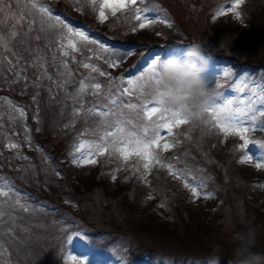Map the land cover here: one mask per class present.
I'll list each match as a JSON object with an SVG mask.
<instances>
[{"label":"rangeland","instance_id":"rangeland-1","mask_svg":"<svg viewBox=\"0 0 264 264\" xmlns=\"http://www.w3.org/2000/svg\"><path fill=\"white\" fill-rule=\"evenodd\" d=\"M262 1L254 0L256 7L248 6L249 18L248 14L244 15L241 11L246 7L245 0L239 9L241 19L237 20L229 7L234 0H187L188 4L182 0H138L135 6L129 4L127 9L118 11L116 16H112L111 10L105 8L107 19L100 23L98 16L102 0H95V4L92 0H73L77 9L85 12L82 16L77 14L80 17L78 23L60 14L57 11L59 6L52 0H36L38 4H46L52 8L54 14L59 15L65 23L85 31L90 39L97 41L96 44L78 43V51L72 52L69 49L70 54L64 56L60 44H66V41L60 39V30H50L45 24L42 31L39 15L30 8V0H0V23L3 24V30L6 29L0 31V74L5 75L11 71L15 81L29 82L30 85L44 83L52 91L59 92V98L64 96L72 104L71 110L64 109L61 116L66 115L63 123L57 121L53 127L60 132V137H68L66 147L60 154L62 159L59 164L68 179L63 180L62 173L55 172L57 180H61L60 183L66 186V190L72 189V192H61L60 198L65 201L64 210L49 212L34 197L12 186L14 194L10 193L11 199L0 197V201H4L0 205V211L4 213L0 218V245L7 250L0 257V264H73L68 258L69 255L77 256L76 264H80L81 259H84V264H205L215 244H220L223 248L220 264H229L232 259L234 233L248 228L256 234L255 251L264 252V168L255 167L258 162L256 159L252 163H240L244 153L241 151L243 142L238 137H225L218 129L205 122H189L174 128V136L162 140L161 145L173 140H178L179 143L168 151L161 148L154 149V152L162 163L170 164L173 171L184 174L182 178L175 177V180L169 179L173 175L166 167L157 165L152 166L146 181L140 179L145 174L144 161L135 155L124 161L119 153L110 149L104 155L90 157L96 160L95 164L78 167L72 163L73 154L68 153V146L75 140L79 141V145L81 142H98L101 134L120 119L125 121L127 129L140 131L143 123L140 116L123 108V104L129 101L138 103L136 97L121 96L116 91L128 79L138 76L139 66H146L145 62L148 61L145 56L149 55H144L140 48H122L120 44L136 41L139 31L157 32L155 37L160 38L163 43L189 44L188 42L199 38L210 53L231 57L222 61L221 66L210 65L208 79L218 95L216 101L234 99L237 95L234 90L241 83V77L251 76L252 80L248 82L251 87H257L264 82L261 75L264 73L250 75L247 70L244 71L246 74L239 75V80L229 86L222 83L220 87H216V81L213 83L214 76L234 80L238 68L248 69L244 67L246 62L264 60ZM25 4L29 7L25 8ZM135 8H140L149 19L156 20L163 19L162 13L168 16L172 11L170 15L180 23V27L170 33L167 31L166 34L169 33L168 38L174 37V41H169L158 32V23L140 29L139 22L134 20ZM222 8L226 10V14L217 15ZM166 21L169 22V19ZM218 23L222 28L214 33L212 29ZM198 26L206 27L219 40L211 35L200 34L196 31ZM113 27L115 30L112 33ZM133 27L136 28L135 32L132 31ZM129 33H133L132 36ZM14 40L19 43L26 41L27 49L39 54L37 57L24 59L18 53L12 54ZM28 40L32 42L29 43ZM100 44L113 51L102 52ZM127 51H131L132 55L124 56ZM108 56L117 58L118 67H108L105 62V57ZM121 56L122 60L119 59ZM84 63L95 65L107 75L100 76L98 72H91L83 67ZM224 69L229 70L227 76L224 75ZM81 81L87 85L101 84L100 94L93 95L94 90L88 88L84 94L77 95ZM109 93L116 97V105H112L106 98ZM12 105L10 99L0 95V121L4 120V116L8 119L14 116L15 108ZM92 108L97 112L111 110L114 115L102 120L99 115L88 111ZM10 109L14 110L12 114ZM57 115L60 117L59 112H56V118ZM20 116L18 112V116L14 118L18 119ZM207 116V120L211 119L208 114ZM129 120L136 125L135 129L127 123ZM81 130H84V136L80 134ZM5 133L6 130L0 123V161L9 165V172L3 175V166L0 164V179L10 184L11 180L17 178L22 185L20 189L28 190L35 186L38 190H33L38 192L49 183L46 164L43 161L39 166L33 165L32 159L28 160L26 152L18 144L17 148H9L8 145L13 142ZM162 135H166V132ZM248 137L252 141L264 142V131L257 128L250 131ZM78 147L75 145V150ZM248 147V155H259L255 144ZM222 150L227 153L225 162L221 160ZM35 155L41 158L40 150H36ZM79 155L80 152H77L76 156ZM93 172L98 177V183L94 179L93 182L89 180ZM113 175L125 179L118 183L117 178L113 181ZM242 177L244 184L236 183L234 186V178ZM124 181L125 184L133 183L137 186L134 193L140 194L137 200H132L136 204L143 202V209H130L128 198L127 206L119 202L123 196ZM185 182L193 186H203L197 188L201 193L199 198L193 197L190 189L184 187ZM173 187L183 194L181 201L186 199L190 203H182V210L174 206L178 199L175 198L177 192L173 191ZM205 193H211V197L205 199ZM245 193L250 198L248 207L244 202ZM157 196L159 200H156ZM17 198L20 204L31 207L27 211L20 208L16 203ZM138 211L140 212L137 213ZM204 217L212 221L205 224ZM155 225L158 228H154ZM145 227L150 229H144ZM216 228L221 232L220 235ZM69 236L74 239L70 245L67 243ZM121 243L127 245V249L120 250L115 247H119ZM134 247L137 251L143 249L157 255H145L148 258L132 259L131 262L130 251ZM179 252L188 255H177ZM178 258L183 262H178Z\"/></svg>","mask_w":264,"mask_h":264},{"label":"snow or ice","instance_id":"snow-or-ice-1","mask_svg":"<svg viewBox=\"0 0 264 264\" xmlns=\"http://www.w3.org/2000/svg\"><path fill=\"white\" fill-rule=\"evenodd\" d=\"M137 2L138 0H117V2L114 3L112 0H102L98 16L100 23H104L107 19L104 11L105 8L111 10L112 16H116L118 11L127 9L129 4L135 6ZM92 3L95 4V0H92ZM244 3L245 0H234L229 6L237 20L241 19V12L239 9ZM17 6L19 7V4ZM24 7L27 8L29 5L25 4ZM30 8L35 10L39 15L42 31L43 25L45 24H47V27L50 30H60V39L66 41V44H60V50L63 52L64 56L70 54L69 49H71L72 52L78 51V43H97V41L90 39L85 31L73 28L65 23V21L59 15L54 14L53 9L46 4H38L36 0H30ZM134 13V20L139 22L138 26L140 29H145L154 23L168 24L169 27L171 26L166 20L149 19L146 16H142V10L140 8H135ZM223 14H226V10L222 8L217 15ZM22 18L23 17L21 16V19ZM132 31L135 32L136 28L133 27ZM12 35L14 36L15 32H13ZM4 46L7 47L6 44ZM99 47L104 53H110L113 51L103 44H100ZM130 55H132L131 51L124 53V56ZM119 59L122 60L123 56ZM160 60L161 57L159 56L152 57L146 62V66L140 68L138 76L128 79L122 88L116 90L121 96L132 95L136 97L138 103L129 101L123 104V108L140 116L143 122L140 126V131L127 129L123 119L117 120L112 127L101 134L98 142L80 143L79 147L76 148V151L80 152L79 157L73 155L72 158V163L74 165L80 167L87 164H95L96 160L90 157L93 155H104L111 149L112 152L119 153L124 161H127L132 155H135L144 161L143 168L145 169V174L140 176V179L142 180L146 181L147 174L151 172L153 165H157L161 168L166 167L168 172L176 178L183 177V173L173 171L172 165L162 163L158 154L154 152V149L161 148L163 151H168L178 144V140L165 142L162 145L161 141L166 140L167 137H173L174 128L189 123V121L184 118L181 110L167 109L160 106V101L158 99L159 83L157 81ZM105 62L110 68L118 67V60L115 57H105ZM83 67L90 69L91 72H98L100 76L107 75V73L101 71L98 67L90 63H84ZM223 72L225 76L229 74L228 69H224ZM146 75L147 79H145ZM120 79L123 80V78ZM240 80L241 83L237 84L234 90L237 93L235 98H225L220 101H215L214 106L207 111V114L211 119L205 121V123L218 129L219 133H223L225 137H238L243 142L241 145V151L244 153L240 163H252L253 160L256 159L258 162L255 164V167L261 169L264 168V142L250 140L248 133L250 131H255L257 128L264 131V82H261L258 87H251L248 84V81L252 80L251 76L241 77ZM215 81L216 77L214 76L213 83H215ZM220 86V84H216V87ZM88 88L94 90L93 95H98L100 94L101 84L93 83L87 85L84 81H81L77 95L84 94ZM106 98L110 100L112 105L117 104L116 97L111 93H109V96ZM16 111L20 112L23 116L24 113L22 110L16 108ZM88 111L92 114L99 115L102 120L109 115H114L111 110L97 112L95 108H92ZM122 116L123 113H121V117ZM127 123L132 125V129L136 128V125L132 124L130 120L127 121ZM164 132H166V135H162ZM86 143L87 150H85ZM250 144H255L259 149V155L257 157L248 155V152L250 151L248 146ZM8 147L17 148L18 145L10 143ZM112 179L115 181L116 176L113 175ZM184 187L190 189L193 197L199 198L201 193L198 192L197 188L203 186H193L188 182H185ZM10 193H13L12 186L6 181L0 179V197L11 199ZM210 197L211 193L204 194L205 199ZM150 198L151 197H149V199ZM3 203L4 201H0V205ZM16 203L25 211L31 207L30 205L20 204L19 198H17ZM3 215L4 213L0 211V218H2ZM73 240V237L69 236L67 243L70 245ZM6 251L7 250L3 248V245H0V257H2ZM68 258L73 264H76L78 259L77 256L74 255H69ZM80 264H84V259L80 260Z\"/></svg>","mask_w":264,"mask_h":264},{"label":"trees","instance_id":"trees-1","mask_svg":"<svg viewBox=\"0 0 264 264\" xmlns=\"http://www.w3.org/2000/svg\"><path fill=\"white\" fill-rule=\"evenodd\" d=\"M53 1H55V4L57 6H59L57 11L59 13H63V15L66 16V18H68L69 20L77 21L80 19V17H78L77 14L79 16H82L85 14L84 11L77 9L76 5L73 3V0H53ZM150 1H154V0H150ZM182 2L185 4H188L187 0H182ZM262 2L264 3V0ZM143 14L145 16L146 13L143 12ZM155 14L156 15L158 14L157 11ZM170 14H172V11ZM170 14L168 16L165 13L161 14V16L163 17V20L169 19V23L171 25L170 27L168 25L165 26L164 24H161V23H158L157 26H158V32H161L169 41H174V37L168 38V34L172 31H176V29L180 27V23L176 19L173 20V17ZM159 16H160V13H159ZM248 17H249V12H248ZM2 25L3 24L0 23V31L3 30ZM221 28H222L221 25L218 23L214 25L212 30L215 33L217 32V30H220ZM193 29L195 30L194 27ZM5 30L6 29H4L3 31ZM114 30H115V27H113L112 33L114 32ZM167 31H169L168 34H166ZM196 31H198L202 35L203 34L211 35L216 40L217 39L219 40V38L216 37L217 35L214 36L210 34L211 32L204 26H202V28L198 26V28H196ZM131 34L133 33H129L128 35L132 36ZM155 34H157V32L150 33L145 30H142L138 32L136 41H133V42L119 41V42L125 43V44L120 43L122 45V48L124 47L128 49L131 47H134L136 49L140 48V50L144 51V55H149V56H145L147 57V60H150L152 57H155V56H159L161 58L166 57L170 53L177 51V49H183L184 47H186L187 45L193 42L201 43V40L199 38L197 40L195 39L194 41L188 42L189 44L187 43L182 44L179 42L163 43V41H161L160 38L155 37ZM103 37H107V36H103ZM28 42L31 43L32 41L28 40ZM25 43L26 41L19 43L16 40H14L12 42L14 47L11 46L13 49L12 54L18 53L20 56H23V59L26 57H33V58L37 57L39 53L36 51L35 52L30 51L29 49H27ZM162 45H164L165 47L162 48L161 47ZM206 53L209 55L210 51L206 50ZM223 55H225L226 58H231L226 54H223ZM226 60L227 59L223 61H226ZM251 61H252L251 63L246 62L244 66L248 69L238 68L236 70V77H233L234 80H230L231 82L228 80V78L220 77L219 79L218 77L216 78V84L218 83L221 85L223 83V85L229 86L231 85V83H235V80H239V75H242L243 73L246 74V72L244 71H247V70H248L247 74H250V75H258L256 72L264 73V60L259 59V62L256 60H251ZM222 63H223L222 61L211 58V66H221ZM139 67L142 68L141 66ZM10 72L5 75L0 74V95L11 100V102L13 103L12 108H15V111L10 109L11 114L14 111L13 112L14 116L11 119H8V117L4 116L5 117L4 120L0 121V123L1 125L4 126L6 130L5 135L10 139V141H12L15 144H18L20 148H23L22 151L26 152L28 160L32 159L33 165L39 166L40 163L44 161V163L46 164L45 167H47V170L49 172L50 179H47L49 183L43 186L42 189H40L38 192L33 190V188L38 190L37 187L35 186L31 187L28 190L20 189L22 185H20V182L17 178H15L14 181H12L11 179H7V180H11V183H10L11 186L17 188L18 190H21V192H26L28 196L32 198L34 197L38 202H41L42 206L46 207L49 212H54V211L62 212L64 210L63 206H64L65 201L63 200V198H60V197H61V192L66 190V186L60 183L61 181L60 179L59 181L57 180V176L55 172L56 171L61 172L62 173L61 178L63 180L66 181V179H68V176H66L67 174L62 171L59 165L61 163L60 159H62L60 157V154L62 150L66 147L68 137L67 138L60 137L59 136L60 132H58L57 130L55 131L53 127L55 125V122L57 121H59L60 123H63V118L66 116L64 115L63 117H61L63 115L64 109L71 110L70 106L72 104L68 102L64 96L62 97V99L59 98V95H60L59 92L56 93L55 91H52L50 86L46 84L44 85V83L43 84L38 83V85H30L29 82L15 81L13 76H11ZM261 75L264 77V74H261ZM253 84H256V82H254ZM16 108H19L24 113V116L21 115L20 118L18 119L16 118L17 120L14 118L15 116H18V112L16 111ZM56 112L57 114L59 112L60 117L57 115V118H56L55 116ZM83 131L84 130H81L80 133H82ZM59 138H61L62 140ZM27 143L29 144V146H27L28 145ZM75 145L79 146V141L75 140L74 142H72V145L68 146L69 155H72L73 152L76 151ZM36 150H40L41 158L35 155ZM42 153L44 156H42ZM225 153H226V150L220 151V156L223 157L221 158V160L224 162L227 158V157L225 158V156L227 155V153L226 154ZM0 164L3 166V175H5L6 173L9 172L8 171L9 165L6 164L5 161L4 162L0 161ZM52 176H53V179H52ZM97 178L98 177L95 172H93V174L89 176V180L91 182H93V179H94V181L98 183ZM116 178H117L118 183L124 180V178H121V177L116 176ZM169 179L175 180L176 178L174 176H171L169 177ZM254 179L256 180V178ZM123 183H124L122 187L123 196L119 199V202L123 203V205H126V201L128 198L130 200L129 208L139 210L143 202H139L138 204H136L132 200V199L137 200L138 194H140L139 192L134 193L135 192L134 189L137 188V186L133 183L125 184V181ZM236 183L238 185H243L244 184L243 177L234 178V186ZM54 186H56L55 189H54ZM32 190L35 193L32 192ZM68 190L72 192V189L68 188ZM174 190L175 192H177V189L175 187H173V191ZM247 191H249V189H247ZM181 195L183 194L180 193L179 191L175 195V198L178 199V202L174 206L179 210H182V208H184L182 207V203L190 204L186 199L185 201H181V199L183 198L181 197ZM249 199L250 198L248 194L245 193L244 202L246 205L249 203ZM140 200H143V199H140ZM156 200H159L158 196ZM257 202H260V201H257ZM253 205L256 206L255 204ZM139 212L140 211H138L137 213ZM200 219H201V216H200ZM210 221L212 220L211 219L208 220L207 218L204 217L205 224L209 223ZM216 225H219V224L216 222ZM155 226L153 227L158 228L157 226L156 227ZM209 228L211 227L209 226ZM144 229L149 230L150 227L149 228L145 227ZM217 231H218L217 233L220 235L221 232H219V229H217ZM115 247L119 248L120 250L127 249V245L124 246L122 245V243L119 247L118 246H115ZM180 254L188 255L185 252H179L177 255H180ZM145 255L152 256V255H157V254L154 252H152V254L151 252L147 253L143 251V249H140L137 251L136 247H134L130 251V260L132 262V259L148 258V257H144ZM179 260L180 259L178 258L177 259L178 262L182 261V260L180 261Z\"/></svg>","mask_w":264,"mask_h":264},{"label":"clouds","instance_id":"clouds-1","mask_svg":"<svg viewBox=\"0 0 264 264\" xmlns=\"http://www.w3.org/2000/svg\"><path fill=\"white\" fill-rule=\"evenodd\" d=\"M248 6L256 7L254 0H246L241 10L244 15L248 14ZM210 65L211 57L199 42L161 58L157 75L160 106L181 110L189 122L204 123L208 109L218 99L208 79ZM255 236L251 228L234 233L229 264H264V252L255 251ZM222 252V246L215 244L205 264H220Z\"/></svg>","mask_w":264,"mask_h":264}]
</instances>
